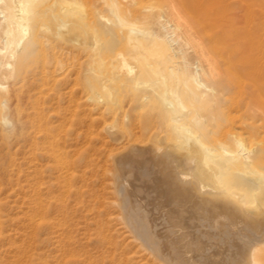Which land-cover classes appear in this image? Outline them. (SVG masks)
Listing matches in <instances>:
<instances>
[{
  "label": "bare ground",
  "instance_id": "obj_1",
  "mask_svg": "<svg viewBox=\"0 0 264 264\" xmlns=\"http://www.w3.org/2000/svg\"><path fill=\"white\" fill-rule=\"evenodd\" d=\"M180 2L196 16V37L182 28L189 22L180 6L171 11L173 23L164 8L136 11L137 0H0V176L18 146L27 162L47 158L57 180H76L57 129L80 125L82 137L99 122L115 141L113 182L134 239L165 264H264V42L247 15L243 31L235 25L223 32L221 0L207 5L220 21L201 0ZM152 23L163 34L146 26ZM72 66H80L72 82L80 92L60 88L70 84ZM46 93H54L48 107ZM51 110L61 116L55 125ZM133 110L148 114L139 129L127 127ZM29 167L27 177L36 175L37 165ZM132 171L141 183L128 189ZM149 189L167 220L164 234L132 199ZM40 197L24 202L23 223L32 230L45 212ZM2 205L0 254L15 244L5 236Z\"/></svg>",
  "mask_w": 264,
  "mask_h": 264
},
{
  "label": "rangeland",
  "instance_id": "obj_2",
  "mask_svg": "<svg viewBox=\"0 0 264 264\" xmlns=\"http://www.w3.org/2000/svg\"><path fill=\"white\" fill-rule=\"evenodd\" d=\"M201 1L205 3V6L210 4L214 9L212 6L214 0ZM221 1L224 3L221 7L224 9H219H222V11H220L222 14H218V16L223 19L222 22L217 15L216 17L218 18V21H220V25L225 24L221 27L223 32L228 31L230 26L235 25L237 27L235 28L240 30L238 32L243 31L246 27H244V22L246 20L245 15H247V17H250L251 20L257 24V26L254 24L256 26V28H254L256 29L255 32L258 33L264 42V0ZM149 5L162 9L164 8L163 10L166 17H170L173 23L174 21L172 19L171 11L174 6H180L179 8L182 11V14H186L185 16L189 22L188 26L182 24V28L188 27L187 29L189 31L193 30L191 33H194L193 35L196 37V23H193L196 22V16L194 17L195 14H193L192 11L189 12L190 9L187 10L180 0H137L136 11L143 10L144 7ZM246 5H248L247 8H244ZM133 7L135 8V6ZM209 7H206L209 10L208 17L216 18L214 15L216 13L215 10L213 11L214 13H212V10H210L211 7ZM187 13L189 14L187 15ZM190 14L193 16L192 19ZM253 22L251 24H253ZM237 25H239V27ZM146 26L150 27L158 34H163V31L158 28L159 26L157 24L152 23L147 24ZM225 28L228 29L225 30ZM177 46L178 45H176V47ZM184 50L186 60L193 68L196 67L197 57L193 52V49L188 46L185 47ZM82 59L84 60L85 57L83 56ZM73 67L74 66L70 67V74L72 73L68 80V83L70 84L59 86L60 88L67 86L68 88L66 87V91L71 89L75 91L74 89H76V91L80 92V86L76 85L77 88L73 87V83H76L74 77L77 76L78 66H75L76 68L72 69ZM79 68L80 66L78 69ZM72 70H74V73ZM24 89L27 90L28 87ZM56 92L58 91L54 90V93ZM54 93H46V97H42V102L44 98H48L46 99V105L44 104L45 107L51 105ZM23 95L26 96L25 91ZM237 96H239L238 93H235L230 97L238 98ZM20 103L21 106H28L29 104L26 101V98H22ZM53 105L57 106L56 100ZM54 106H52L51 109ZM53 111L51 110L47 112V115L49 114L47 116L49 118L47 119L55 125L61 121V116L56 111ZM135 111L133 110L129 112L131 115V121H133L131 122L132 125L130 124L127 127L139 129L140 122L143 120L141 115L147 114V111ZM134 116L137 117L135 118ZM88 119H90L89 116L88 118H85V121L91 124ZM94 124L97 126H93L92 123L90 125L91 129L88 131L83 129L86 130L87 133L85 131L86 135H84V133L82 137H79L80 129L78 127L80 125H77V128L76 125L71 126L72 129H70L71 127L69 125L63 129H57L58 133L64 138V141L63 138L61 139L62 145H66V148L68 149L70 148L72 152V160L76 162V164L74 163L71 166V169L74 167L72 170L76 171L78 178L70 181V183L57 180V172L54 170L52 163H49L47 158L43 157H39L38 160L33 162L37 165L38 169L36 175H32V177L28 175L29 177H27L28 168H30L29 166H33L34 164L26 161L27 159L24 158L25 154L23 155L22 148L17 150L15 148L18 146H14L11 149V158L9 157V160L7 159L6 161L7 163H4L5 168H3V174L1 173V176H6H0V184L2 185L0 187V199L3 202L2 213L4 216H9V223L6 225L7 229L5 236L10 237L15 244L7 245L8 251L0 254L1 264H14L16 263V257H18L20 263L23 262L22 264H165L154 253H151V251L146 249L139 239H134V235L130 231L127 223L123 220L125 219L123 217L125 214L122 212L123 208L120 204L121 202L119 203L121 198L117 191H115V183L113 182L115 178L112 173L115 170V163L109 158V151L112 148H115V141L109 137L110 135H108L105 130L103 131V125H101V123L95 122ZM119 128H121V126H119ZM37 136H39V134H37ZM65 136L67 138L66 143ZM11 160L13 163H11ZM14 162L16 166L14 165ZM19 163L21 164L22 169L19 168ZM12 164L13 166H11ZM17 171L19 172L17 173ZM21 171L23 173L25 171L24 174H26V176L23 175ZM10 172L14 179L10 176ZM131 173L134 175L128 177V189L131 188L132 181L136 184L141 183V180L137 179V172L136 175L133 171ZM127 174L129 175V172ZM8 176L11 177V179H9ZM4 181L7 184L4 183ZM39 197L44 201L45 212L42 216H38L37 230H32L25 226L27 222L23 223L26 220V209L23 208L26 207L24 202L34 205L40 201ZM134 198H139L138 200L141 203V207L145 213L148 214L147 216L149 217L154 230L158 234H164L167 230L168 223L167 220H165L163 209L157 204L158 199L155 192L150 189L148 191L145 190L142 195L140 194L136 197H132L133 201ZM155 224L156 226H154ZM217 225L219 226H217L218 228H225V225ZM208 227L209 226L206 228L209 230L210 228ZM215 228L216 225L214 226V229ZM221 229L219 230L221 231ZM21 249L23 250L21 251Z\"/></svg>",
  "mask_w": 264,
  "mask_h": 264
}]
</instances>
